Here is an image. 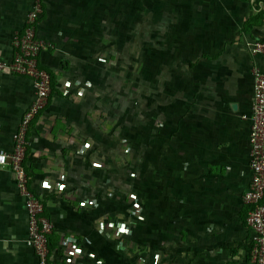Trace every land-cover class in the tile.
Masks as SVG:
<instances>
[{
	"label": "crops",
	"instance_id": "obj_1",
	"mask_svg": "<svg viewBox=\"0 0 264 264\" xmlns=\"http://www.w3.org/2000/svg\"><path fill=\"white\" fill-rule=\"evenodd\" d=\"M32 3L0 0L1 59L13 57ZM42 4L36 28L51 45L39 59L52 93L46 119L30 125L25 164L54 223L50 264H260L249 255L243 196L252 181L251 69L264 62L251 47L264 40V0ZM148 8L153 18L138 14ZM141 27L153 30L144 36ZM139 55L156 59L145 84L128 68ZM34 95L31 77L0 70V150L13 149ZM71 121L81 134H70ZM28 238L27 200L8 163L0 264H38Z\"/></svg>",
	"mask_w": 264,
	"mask_h": 264
},
{
	"label": "built area",
	"instance_id": "obj_2",
	"mask_svg": "<svg viewBox=\"0 0 264 264\" xmlns=\"http://www.w3.org/2000/svg\"><path fill=\"white\" fill-rule=\"evenodd\" d=\"M42 13V0H33L23 28L14 35L13 57L9 61L0 58V70L27 75L32 78L35 86V95L15 131L13 149L10 152L0 150V167L8 163L11 165L18 190L27 200L28 242L37 255L38 264H50L49 234L53 231L54 223L45 212L44 195L36 194L29 186L30 176L25 164L30 125L34 120L46 119L42 113L48 109L52 93V74L42 66L39 59L41 51L51 45L50 41L41 36L36 28ZM251 52L264 55V40H256L251 47ZM251 73L255 81L250 102L252 124L249 168L252 181L243 196V201L248 204L247 222L252 230L253 242L249 255L255 262L264 264V62H255ZM71 123L73 128L70 134L72 136L81 134L82 132L75 126L76 123L74 121ZM98 201L96 197L93 205H97Z\"/></svg>",
	"mask_w": 264,
	"mask_h": 264
},
{
	"label": "rangeland",
	"instance_id": "obj_3",
	"mask_svg": "<svg viewBox=\"0 0 264 264\" xmlns=\"http://www.w3.org/2000/svg\"><path fill=\"white\" fill-rule=\"evenodd\" d=\"M147 1L148 0H146V2ZM158 1L159 0H156V3H158ZM161 2H163V1H161ZM148 13H150V15H151L150 18H153L154 12L150 8H148V11L147 12H145V13H138V14L144 15L146 18H149V17H147V14ZM143 19H145V18H143ZM155 25H156V23H155ZM150 26L152 27L154 25L153 24H150ZM98 29L99 28H96L95 26L89 28V30L91 32H93V33L96 32V30H98ZM129 30L130 31H133V32H136V30H138V28L129 27ZM139 30H143V32L141 34H143L144 36H147V32H150V31L152 32L153 29H151V28H149V29H142V27H141V28H139ZM154 30L156 31V27H155ZM104 37L105 38H108V39L110 38L108 35H104ZM139 56L142 57V58L141 59L140 58L137 59L135 57H133V58L130 57L129 58V60H128V68H129L130 71L139 72L140 75L137 78V82L138 83L145 84L146 82H148V80H150V78H154V76L152 75V76H150L148 78L144 71L145 70H148L149 68H151L153 71H156V59L155 60H152V59L148 60L149 58L146 57V56H141V55H139ZM130 78H132V76ZM150 94L156 96V91L155 92H153V91L148 92V91L140 90V92H139V95L141 97L142 96H146V95H150ZM130 95H133V93H130ZM150 100H153V98H151ZM154 100L156 101V99H154Z\"/></svg>",
	"mask_w": 264,
	"mask_h": 264
},
{
	"label": "trees",
	"instance_id": "obj_4",
	"mask_svg": "<svg viewBox=\"0 0 264 264\" xmlns=\"http://www.w3.org/2000/svg\"><path fill=\"white\" fill-rule=\"evenodd\" d=\"M49 242H50V234H49ZM51 246V245H50ZM51 248H53L52 246L50 247V251H51Z\"/></svg>",
	"mask_w": 264,
	"mask_h": 264
},
{
	"label": "snow or ice",
	"instance_id": "obj_5",
	"mask_svg": "<svg viewBox=\"0 0 264 264\" xmlns=\"http://www.w3.org/2000/svg\"><path fill=\"white\" fill-rule=\"evenodd\" d=\"M121 231H124V228L123 227L121 228Z\"/></svg>",
	"mask_w": 264,
	"mask_h": 264
}]
</instances>
